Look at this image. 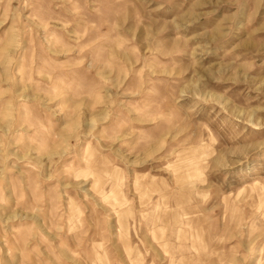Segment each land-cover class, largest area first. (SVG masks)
I'll use <instances>...</instances> for the list:
<instances>
[{
    "label": "rangeland",
    "instance_id": "374dc122",
    "mask_svg": "<svg viewBox=\"0 0 264 264\" xmlns=\"http://www.w3.org/2000/svg\"><path fill=\"white\" fill-rule=\"evenodd\" d=\"M0 264H264V0H0Z\"/></svg>",
    "mask_w": 264,
    "mask_h": 264
}]
</instances>
